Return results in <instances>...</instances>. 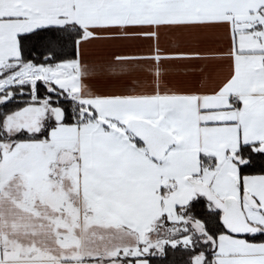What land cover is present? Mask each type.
Wrapping results in <instances>:
<instances>
[{
  "label": "snow or ice",
  "instance_id": "1",
  "mask_svg": "<svg viewBox=\"0 0 264 264\" xmlns=\"http://www.w3.org/2000/svg\"><path fill=\"white\" fill-rule=\"evenodd\" d=\"M0 264H264V0H0Z\"/></svg>",
  "mask_w": 264,
  "mask_h": 264
}]
</instances>
